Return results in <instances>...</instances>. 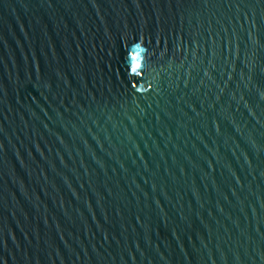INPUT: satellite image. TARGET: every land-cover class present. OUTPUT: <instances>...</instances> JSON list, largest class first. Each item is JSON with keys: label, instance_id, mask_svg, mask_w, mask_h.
I'll return each instance as SVG.
<instances>
[{"label": "water", "instance_id": "water-1", "mask_svg": "<svg viewBox=\"0 0 264 264\" xmlns=\"http://www.w3.org/2000/svg\"><path fill=\"white\" fill-rule=\"evenodd\" d=\"M0 264H264V0H0Z\"/></svg>", "mask_w": 264, "mask_h": 264}]
</instances>
